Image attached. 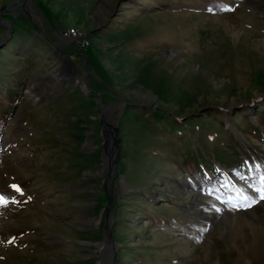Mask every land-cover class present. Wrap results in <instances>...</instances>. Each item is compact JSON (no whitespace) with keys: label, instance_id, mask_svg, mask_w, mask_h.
I'll return each instance as SVG.
<instances>
[{"label":"rangeland","instance_id":"obj_1","mask_svg":"<svg viewBox=\"0 0 264 264\" xmlns=\"http://www.w3.org/2000/svg\"><path fill=\"white\" fill-rule=\"evenodd\" d=\"M17 1L0 264H264V0Z\"/></svg>","mask_w":264,"mask_h":264},{"label":"bare ground","instance_id":"obj_2","mask_svg":"<svg viewBox=\"0 0 264 264\" xmlns=\"http://www.w3.org/2000/svg\"><path fill=\"white\" fill-rule=\"evenodd\" d=\"M64 34H65V37H66V38H67V36H71V37H73V38H78V39L84 40L83 36H82L81 34L76 33L75 30H73V29L65 31ZM87 46H88L87 41H84V48H86ZM112 129H114V128L112 127ZM112 129H111V130H112ZM107 131H108V137H107L106 132H105V136L107 137V139H105V145H104V150H103L104 153H105L106 151H109V150L112 151V149H111V144H110V142H109V139H110V136H111V134H112V131H110L109 128H108ZM103 158H104V162H105V163H104V169L106 170V173H107L108 177H111L112 174H113V171H114V167L112 166V163H113V161H114V158L112 157V158L109 160V158H107L106 156L103 157V155H102V160H103ZM108 161H109L110 163H108Z\"/></svg>","mask_w":264,"mask_h":264},{"label":"built area","instance_id":"obj_3","mask_svg":"<svg viewBox=\"0 0 264 264\" xmlns=\"http://www.w3.org/2000/svg\"><path fill=\"white\" fill-rule=\"evenodd\" d=\"M65 43H71L73 44L78 51H85L86 49L84 48V40L78 39V38H73L71 36H67L66 40H62Z\"/></svg>","mask_w":264,"mask_h":264},{"label":"water","instance_id":"obj_4","mask_svg":"<svg viewBox=\"0 0 264 264\" xmlns=\"http://www.w3.org/2000/svg\"><path fill=\"white\" fill-rule=\"evenodd\" d=\"M20 1H22V0H20ZM20 1H17V2L20 3ZM114 137H115V128L112 129V134H111L110 139H109V142L111 144V149H112V155H113L114 162H115V161H117V148H116V145H115V142H114ZM105 139H106V136H105ZM102 154H103V152H102Z\"/></svg>","mask_w":264,"mask_h":264},{"label":"snow or ice","instance_id":"obj_5","mask_svg":"<svg viewBox=\"0 0 264 264\" xmlns=\"http://www.w3.org/2000/svg\"><path fill=\"white\" fill-rule=\"evenodd\" d=\"M14 190L19 191V189L18 188H15V187H14ZM260 198H261V200H264V194H262ZM4 203H5L4 197L3 196H0V205H3ZM251 206H252L251 203L248 204V207H251ZM234 207H236V206L234 205Z\"/></svg>","mask_w":264,"mask_h":264}]
</instances>
